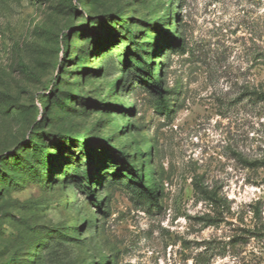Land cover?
Listing matches in <instances>:
<instances>
[{
    "label": "rangeland",
    "instance_id": "374dc122",
    "mask_svg": "<svg viewBox=\"0 0 264 264\" xmlns=\"http://www.w3.org/2000/svg\"><path fill=\"white\" fill-rule=\"evenodd\" d=\"M264 0H0V264H264Z\"/></svg>",
    "mask_w": 264,
    "mask_h": 264
},
{
    "label": "trees",
    "instance_id": "16d2710c",
    "mask_svg": "<svg viewBox=\"0 0 264 264\" xmlns=\"http://www.w3.org/2000/svg\"><path fill=\"white\" fill-rule=\"evenodd\" d=\"M256 95H257V98H258V99L261 98L262 100H264V91L261 92V93H257Z\"/></svg>",
    "mask_w": 264,
    "mask_h": 264
}]
</instances>
